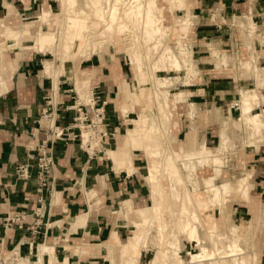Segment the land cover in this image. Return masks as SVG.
Instances as JSON below:
<instances>
[{
  "label": "crops",
  "instance_id": "0c3cea01",
  "mask_svg": "<svg viewBox=\"0 0 264 264\" xmlns=\"http://www.w3.org/2000/svg\"><path fill=\"white\" fill-rule=\"evenodd\" d=\"M56 1L0 0V28H8L6 39L0 36V255L14 246L19 251L20 264H154L155 253L147 242L148 246L139 248L135 261L125 253L119 254V249L115 250V240L123 243L136 229L133 212L149 206L152 200L143 180L146 161L142 151L128 145L131 166L127 160L118 163L127 165L129 170L116 169L105 153L116 152L117 141L137 109V104L133 103V110H122L126 90L130 91L135 80L119 58L111 59L105 52H91L88 58L79 62L81 75L88 77L92 101L96 104L105 101L104 126L109 134L104 137L102 147L89 158L75 141H53L50 145L54 158L52 187L50 194L45 196L48 206L42 219L46 226L41 224L38 232L33 234L25 230L1 229V219L6 213L25 214V225L33 220L34 168H29V177L25 180L17 179L13 169L15 164L26 160L31 146L46 136L45 125L49 122L39 119L44 107L43 96L50 89L54 92L56 125L69 124L74 115L73 110L65 108L76 92L70 65L64 64L62 69L54 67L46 73L44 64L52 61L48 59L52 54L47 50L24 48V45L19 46L18 40L12 39L17 35L24 39V31L31 28H47V23L37 19L42 11H52ZM184 5L199 19L190 32L193 46L199 47L195 50L196 56L199 55L196 59L198 73L177 86L176 92L183 97L176 103L180 113L177 122L181 127L174 129L173 134L177 138L183 133L184 138L186 132L183 131L188 130L185 112L192 104L196 108H205L207 113L206 124L205 120H200L203 116L194 117L199 127L197 137L204 144L212 143L218 135L220 138L214 119L233 116L235 108L230 105L235 102L239 87L255 89L259 101L251 111L264 107V85L257 86L253 74L245 77L240 71L236 72L228 60L231 54L244 58L253 53V63L264 74V44L255 43L250 48L237 43L234 29L209 22L207 10L218 5L226 19L238 14L248 15L258 31L264 34V0H184ZM209 46H214L218 57L225 55V63L214 56L207 65L204 64L200 53ZM179 77L181 81L184 78L183 75ZM94 96H97L95 100ZM128 103L129 99L126 106L130 107ZM246 166L253 172L255 182L264 186L263 147L247 155ZM43 245L53 248L52 261L45 255L39 261Z\"/></svg>",
  "mask_w": 264,
  "mask_h": 264
},
{
  "label": "rangeland",
  "instance_id": "374dc122",
  "mask_svg": "<svg viewBox=\"0 0 264 264\" xmlns=\"http://www.w3.org/2000/svg\"><path fill=\"white\" fill-rule=\"evenodd\" d=\"M145 1H139V4L143 6ZM154 2L156 9L153 12L156 13L158 21L156 24L159 25L156 26L159 27V32L158 36L156 34L152 39L145 36L142 16L139 19L132 17L130 20L122 16L123 11L130 5L137 4L134 0H99L98 7L101 6L100 16L104 18L103 21L95 17V8L91 7V0H75L72 3L57 0L52 11L47 10L51 11L47 28L44 30L38 27L36 30L31 28L24 31V39L18 35L12 39L18 40L19 46L24 45V48L49 51L52 55H49L48 59L52 61L44 64L46 73L54 67L62 69L64 64L70 65L75 93L86 104H91L92 98L89 93L88 77L81 75L79 62L88 58L91 52H105L111 59L119 58L121 63L129 68L135 80V83L131 84L130 91L126 90L125 105L122 104L124 105L122 110L124 109L125 112L128 109L133 110L131 108L133 103L137 104V109L129 120L127 131L125 129L117 141V148L114 149L115 159L117 163L131 161L127 156L128 145L132 149L142 151L146 161L143 180L152 203L139 208L149 207L145 217L133 212L136 215V220L133 222L136 229L123 243H117L115 240L117 245L115 250L119 249V254L125 253L130 260L135 261L137 256L127 240L136 235L137 250L146 242L152 246V252L155 253L154 264H191L190 254L200 251L201 247L205 250V261L202 264H242V260H246L247 264H264V186L255 182L253 172L246 166L247 155L258 147L264 148V107L260 106L251 111L259 101L258 98L256 102L252 99L248 103L250 108L248 109L247 106L248 111L244 113L239 103L240 93L246 90L253 93L254 88L239 87L236 100L230 105L235 108L233 116L214 119L217 122L220 138L218 135L215 142L204 144L197 137L199 127L194 117L203 116L204 118L200 120H205L206 124L207 113L205 108H196L190 104L185 112L187 121L185 127L188 130L184 129L183 132H186L184 138L183 133L175 138L173 130L181 127L177 122L180 113L177 111L176 103L183 100L182 95L177 97L181 94L176 92L177 86L179 82L184 83L186 78L196 77L198 73L196 59L199 55L196 56L195 50L199 47L193 46L190 32L199 19L192 15L185 5L180 9L171 0H154ZM113 6L118 9L119 16L123 17L127 26L121 33L115 28L111 31L105 30L107 15ZM144 10L146 9L141 7V14ZM207 11L209 22L219 26L228 25L234 29L237 43L250 48H253L255 43L264 44V34L258 31L248 15L238 14L226 19L218 5L212 6ZM69 21L73 25L74 23L83 25L80 32ZM160 31L161 36H159ZM40 32L46 35L42 47L38 37ZM7 33L8 28L6 30L0 28V36L6 39ZM156 43V47H153ZM213 47L209 46L208 50L200 53L205 65L210 58L213 60L214 56L218 57ZM165 48L171 50V54L179 60L181 64L179 70L171 69L167 56L163 54ZM134 54L140 58L141 69L145 76L142 84L136 77L137 66L131 61ZM253 55L250 53L249 57L242 58L239 54H231L228 60L236 72L240 71L245 77L253 74L258 82L256 85L263 86L264 74L262 69L253 63ZM218 58L225 63V55ZM162 60H165L164 64ZM182 75L184 78L181 81L179 76ZM163 82L164 86L161 87ZM124 86H127L125 82ZM127 99L130 107L126 106ZM262 99L264 100V95ZM252 114H259L261 121L257 124L247 122L246 118ZM140 118L146 121L147 130L154 141L149 147L145 146L140 136H131L128 131L133 127L132 122ZM203 147L210 149L213 157H217L220 163L213 165L212 158L206 162H199L195 157L186 156V154H195ZM109 152L105 153L110 159L107 154ZM152 153L157 164V172L153 181H147L149 155ZM113 166L116 169H130L122 163L117 165L113 163ZM216 170L219 171V175H216ZM240 183H243L244 188L240 187ZM223 185L227 186L229 190L226 191L227 193ZM217 188L218 193H216ZM125 209L128 211L127 205ZM192 227L196 230L197 242L188 237ZM212 252H216L217 257L209 261ZM219 258L224 259L218 261Z\"/></svg>",
  "mask_w": 264,
  "mask_h": 264
},
{
  "label": "built area",
  "instance_id": "2783aa9c",
  "mask_svg": "<svg viewBox=\"0 0 264 264\" xmlns=\"http://www.w3.org/2000/svg\"><path fill=\"white\" fill-rule=\"evenodd\" d=\"M92 90L90 89V92ZM95 95V94H94ZM97 96H94V100ZM44 107L41 109L39 119L49 122L45 125L46 136L35 142L30 150L26 153V160L15 164L13 173L17 179L25 180L29 177V168H34L36 186L35 207L32 210L33 220L25 225L23 224L25 214L23 213H6L1 219V229L3 231L9 229L25 230L29 233H37L42 219L47 213L48 203L45 196L51 192V176L54 165V158L51 153L53 141L62 140L75 141L78 146L86 153L89 158L95 156L102 146L103 139L109 132L104 126V109L105 101L96 104H86L74 94L71 102L65 105V108L74 111L72 121L65 126H58L54 123L55 104L54 92L52 89L43 96ZM19 257V251L13 246L4 255H0V264H16Z\"/></svg>",
  "mask_w": 264,
  "mask_h": 264
},
{
  "label": "bare ground",
  "instance_id": "6f19581e",
  "mask_svg": "<svg viewBox=\"0 0 264 264\" xmlns=\"http://www.w3.org/2000/svg\"><path fill=\"white\" fill-rule=\"evenodd\" d=\"M66 1L68 3H72L75 0H66ZM139 1H141V0H134V2H137V4H135L134 6L130 5L126 10L123 11L122 16L124 18L128 19V20H130L132 17H133L132 19H134V18L139 19V17L142 16L144 18L143 22H144V25H145V29H144L145 36L148 39H152L159 32V27H157L159 25L156 24V22H158L157 19H156V13L153 12V10L156 9L155 2H154V0H146L144 5L141 6L139 4ZM171 1H174L178 5V8L183 9L184 0H171ZM98 3H99V0H91V7L95 8V12H94L95 17L98 20H102L103 21L104 18L102 19V16H100V12L101 11H100L99 7H101V6L98 7V5H100ZM141 7L146 9V10H144V12L142 14H141ZM50 15H51V11H42V14L38 17V22H45V23L48 24L49 23V19L48 18H49ZM107 16H108V19H107L108 22H107V24H105V25H107V27H105L106 31H111L113 28H115L117 30V32L121 33V31L126 30L127 26H126V24L124 23V21L122 19L123 17L119 16V12H118L117 8H115L114 6L111 7ZM159 18H161V17H159ZM74 20H73V22H74ZM69 23H71L72 26L74 28H76L79 32H80V30H81V28L83 26V25H80V23H78V24L74 23V25H73V23L71 21H69ZM82 24H85V23L82 22ZM184 24L186 25V23H184ZM87 25H85V26H87ZM43 32H45V31H43ZM43 32L42 33L41 32L38 33V37H39V41L41 43V47H42V42H44L46 40V35H44ZM161 35L162 34H161V31H160L159 36H161ZM157 36H158V34H157ZM178 42H180V40H178ZM156 45H157V43L153 47H156ZM93 50H95V48H93ZM163 54L167 56L166 59L171 64V67H172L171 69L172 70H179L180 69L181 64H180L179 60L175 57V55L173 56L171 54V50H169L168 48H165ZM163 58H165V57H163ZM131 61H132V64H135L137 66V71H136V75L137 76L136 77L139 79L138 82L142 84L145 81V78H144L145 76H144V73H143V71L141 69L140 58H138V56L136 54H134V56L131 59ZM164 61L162 60L163 64H164ZM186 82H187V78L185 79L184 84ZM162 86H164V82H163V84L161 83V87ZM180 96H181V94H179L177 97H180ZM257 98L258 97H257V93H256L255 89H254L253 93H250L248 90H246L244 92L242 91L240 93V98H239L240 102L239 103L241 104V108H243V112L244 113H247V111H248L246 109L247 106H248V109L250 108L248 103L252 99H253V101L256 102ZM91 103H92V101H91ZM246 121L251 123V124H257V123H259L261 121V117H260L259 114H252V115H250V116H248L246 118ZM132 125H133V127L128 130L130 135L131 136H136V135L140 136L141 139L144 141L145 146L149 147L154 141L151 138L150 132L147 130L146 121L143 118H140V119L136 120L135 122H132ZM107 154L109 155L110 159L112 160V163H114L116 165L120 164V163L116 162L115 152L114 151H110ZM186 156L195 157V158H197L199 160V162H203V161L206 162L209 158H212L213 165H215L217 163H220L219 160L217 159V157H213L211 150L207 149L206 147L198 149V151L195 154H186ZM128 163L131 166V161L130 160H129ZM148 168H149V176L146 178V180L147 181H153L154 174L157 172V164H156V161L153 158V153L149 155V167ZM216 175H219V171L218 170H216ZM243 183H240V187H242V188H244ZM223 188H224L225 192L229 191V190H227L228 188H227L226 185H223ZM216 191H217L216 193H218V188L216 189ZM243 195H244V192H243ZM245 195L247 196V193ZM147 211H149L148 208H144V209L136 210L135 213L138 214L141 217H145L147 215L146 214ZM187 230L185 229V231H187ZM188 237L190 239H192V240H195L196 242L198 241V238H197V235H196V230H195L194 227L191 228V231H190ZM127 241L129 242V244L131 243V248H132L135 256H137V254H138L137 241L138 240H137L136 235H135L134 238H131V237L128 238ZM197 246H199V244ZM202 249H203V247H201V250ZM201 250L200 251L198 250V252H196L195 254H190V263L191 264H202L205 261V255H204V251L205 250L204 249L202 251ZM216 254H217L216 252H212L210 254L211 257L208 260L210 261L211 259H213V260L216 259V257H217ZM43 255H45L47 257V259H49L48 261H50L52 256L54 257L53 248L45 246V245L41 246L40 255H39V261H41ZM17 259L18 260H16V261H18V264H20L21 259L19 260V257ZM222 259H224V258H219L218 261H221ZM242 264H247L246 260H242Z\"/></svg>",
  "mask_w": 264,
  "mask_h": 264
}]
</instances>
